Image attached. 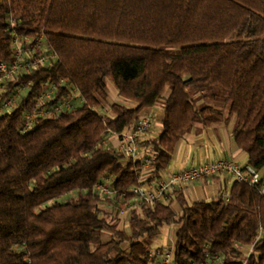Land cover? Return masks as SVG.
Here are the masks:
<instances>
[{
    "label": "trees",
    "instance_id": "trees-1",
    "mask_svg": "<svg viewBox=\"0 0 264 264\" xmlns=\"http://www.w3.org/2000/svg\"><path fill=\"white\" fill-rule=\"evenodd\" d=\"M14 32L43 33L57 60L18 72L0 91L30 82L0 111V264H154L150 241L170 223L172 264H264V192L255 185L225 178L216 197L190 202L176 191L133 208L126 229L106 216L100 202L111 197L95 189L110 177L133 196L140 160L101 140L157 104L161 130L144 141L154 150L146 180L162 175L193 127L231 118L234 143L264 169V0H0V61L13 58ZM108 77L127 101L109 111ZM48 83L83 101L23 129Z\"/></svg>",
    "mask_w": 264,
    "mask_h": 264
},
{
    "label": "built area",
    "instance_id": "built-area-1",
    "mask_svg": "<svg viewBox=\"0 0 264 264\" xmlns=\"http://www.w3.org/2000/svg\"><path fill=\"white\" fill-rule=\"evenodd\" d=\"M13 45V58L10 61H0V91L5 89L7 81L18 72H30L40 65L51 66L57 60V53L48 46L43 33L31 36L14 32ZM29 87L30 82L18 85L9 94L3 93L0 97V111L12 108L16 100ZM82 101L83 98L78 95L76 89L58 95L57 84L48 83L37 96L36 104L25 112L23 129H28L36 116H57ZM152 124V114L142 112L131 128L120 133L111 132L118 136V151L141 162L138 182L130 187L133 195L131 199H135L137 203L166 200L182 184L213 178L221 174L226 176L228 184L232 180L244 181L257 186L261 192H264V169H257L248 163L240 165L238 162L226 157L198 160L181 168L166 171L153 182L146 180L145 175L150 170L154 150L144 145V134ZM95 189L102 196L114 197L117 194L122 201L130 199L123 192L118 193L110 177L97 181ZM226 198H228L227 195H225ZM147 257L153 258L154 264H172L174 246H161L152 249L147 253Z\"/></svg>",
    "mask_w": 264,
    "mask_h": 264
},
{
    "label": "crops",
    "instance_id": "crops-1",
    "mask_svg": "<svg viewBox=\"0 0 264 264\" xmlns=\"http://www.w3.org/2000/svg\"><path fill=\"white\" fill-rule=\"evenodd\" d=\"M106 91L108 93V98L112 101L119 98L114 84H107ZM142 112H150L153 119L152 127L145 132L144 137L146 140L157 135L161 130V118L163 116V110L161 105L157 104L143 108L141 113ZM235 124V119L231 118V120L228 122H219L216 123L215 126L208 125L201 130H196V128L193 127L182 138H180L181 143L178 147V151L172 156L171 160L173 162L174 159L175 163L171 168H168L169 164L171 163L170 162L166 169L163 170V173L192 164L198 160L214 158L226 157L238 162L240 165L247 164L248 162L245 151L234 143L233 131ZM208 133L211 136L209 138H205ZM212 135H214V137ZM195 153L196 155H201L202 158L191 159ZM225 178L226 176L221 174L216 175L211 179L209 178L197 182L185 183L180 185L179 189L176 191H181L185 199L189 202L197 199H211L214 196L216 197L220 188L224 186L223 182L225 181ZM176 191L171 193L170 198H173ZM177 205L179 204L177 203V200L174 199L172 206L174 208L176 207V210L179 211L180 207ZM173 243H175V240Z\"/></svg>",
    "mask_w": 264,
    "mask_h": 264
},
{
    "label": "rangeland",
    "instance_id": "rangeland-1",
    "mask_svg": "<svg viewBox=\"0 0 264 264\" xmlns=\"http://www.w3.org/2000/svg\"><path fill=\"white\" fill-rule=\"evenodd\" d=\"M109 83L114 84L113 79L111 77L107 78V84H109ZM73 90H75V89L73 88ZM166 91H167V89H165V93H166ZM116 100H118L119 102L127 103V101L122 97H119ZM199 101H201V100H199ZM110 102H112V100L107 98V100L104 102V104L102 106V109L109 111V103ZM207 102L211 105L216 106V107H219V108L221 107L224 110L229 105L228 102L222 101V100H216V101L208 100ZM10 110H11V108H7L4 110V112L10 111ZM215 124H211V125L215 126ZM148 130L149 129H147V131ZM210 136L211 135L208 133L207 136H205V138H209ZM212 136L214 137V135H212ZM118 140L119 139H118L117 135L109 132V133H106L105 135H103L102 140H101V144H103V146L113 147V148L118 150ZM180 143H181V140L177 143L173 155H175L177 153ZM200 158H202V156L198 155V154L196 155V153H195L191 159H200ZM174 163H175V161L173 159V162L171 161L168 168H171L174 165ZM146 175H145V177H146ZM74 194H75V192H68V193L63 194L59 199L61 201H64L70 197H73ZM170 195H169V197H170ZM166 201H167V199L165 200V202ZM177 203L179 204L178 201H177ZM100 205L105 210L104 213L106 214L107 217H109V219H111V220L118 219V227L126 229V228H128V223H129L128 218H129L130 211L135 207H139L140 204L137 203L136 200L133 198L132 199L130 198L127 201H122V200H120V198L116 199L114 197H111L110 199H105L104 201H101ZM177 206L180 207V204ZM174 209L176 210V207ZM138 210H140V208H138ZM9 216H10V214L5 215L4 219H8ZM175 230H176V224L175 223L164 224L161 227L159 233L154 238L151 239V241H150L151 249L158 247V246L159 247L160 246H165V247L166 246H174L175 243H173V241L175 240ZM108 237H109V233L108 232L104 233V238H108Z\"/></svg>",
    "mask_w": 264,
    "mask_h": 264
}]
</instances>
